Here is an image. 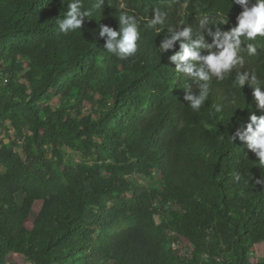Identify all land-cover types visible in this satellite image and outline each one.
Masks as SVG:
<instances>
[{
	"label": "trees",
	"instance_id": "trees-1",
	"mask_svg": "<svg viewBox=\"0 0 264 264\" xmlns=\"http://www.w3.org/2000/svg\"><path fill=\"white\" fill-rule=\"evenodd\" d=\"M70 2L0 0V127L12 133L0 141V264H264L255 253L264 245V184L255 183L264 168L231 140L264 109L247 82L234 86V71L211 82L194 112L184 96L196 82L169 59L178 43L158 48L180 21L196 32L199 19L219 13L228 30L240 6L105 0L99 9L83 0L92 17L64 35L58 21ZM154 11L165 18L159 35L145 26ZM121 12L139 21L134 62L99 36L102 24L119 28ZM253 43L244 68L264 79V38Z\"/></svg>",
	"mask_w": 264,
	"mask_h": 264
},
{
	"label": "clouds",
	"instance_id": "clouds-1",
	"mask_svg": "<svg viewBox=\"0 0 264 264\" xmlns=\"http://www.w3.org/2000/svg\"><path fill=\"white\" fill-rule=\"evenodd\" d=\"M242 9L236 16L235 26L223 30L221 25L228 24V18L219 13L216 16H204L199 19L198 31L183 21L167 28L168 34L159 43V54L173 50L177 43L179 50L174 51L169 59L175 63V70L183 73L196 82L198 91L188 92L184 99L194 112H200L209 99L210 84L213 80L222 82L235 71V85L238 88L247 82L253 88V96L258 107L264 109V79L255 70L244 68V53L257 55L254 41L264 38V0H232ZM105 0H96V8L103 9ZM91 18L92 12L83 6V0H71L63 19L58 21L59 33L81 30L85 18ZM157 25L161 26L157 28ZM164 16L154 11L146 21V28L154 29L157 35L163 31ZM183 26V27H181ZM99 36L105 38L104 48L121 60H132L138 52V41L141 36L139 21L134 14L121 12L119 28L100 25ZM211 37V42L206 39ZM206 50L207 54H201ZM232 103H236L233 95ZM239 108V107H237ZM215 113L222 111V105L214 106ZM238 138L245 142L247 148L258 158L257 166L264 168V115L252 114L243 130L237 129L231 140ZM239 179V177H237ZM256 184H264V177L255 180Z\"/></svg>",
	"mask_w": 264,
	"mask_h": 264
},
{
	"label": "rangeland",
	"instance_id": "rangeland-1",
	"mask_svg": "<svg viewBox=\"0 0 264 264\" xmlns=\"http://www.w3.org/2000/svg\"><path fill=\"white\" fill-rule=\"evenodd\" d=\"M57 103V102H56ZM91 111V108L89 105H87L86 107V112H90ZM11 130H9L6 126H2L0 127V141L1 140H4L6 143H8L10 141V136H11ZM18 150L20 152H22L21 148H18ZM69 152L72 154V156H74L75 158H79V155L72 151V150H69ZM23 157L25 158L24 154H23ZM135 179L138 181V182H141L145 185H152L154 183H158L159 181V177H155L154 180H149L143 176H136ZM42 204L43 202L42 201H38L36 202L35 206H34V214L32 216V220L36 217V215L39 213V211L41 210L42 208ZM255 253H256V256L257 257H264V245L261 244V245H257L256 247V250H255ZM16 259L19 261V262H24V258L21 257V256H16Z\"/></svg>",
	"mask_w": 264,
	"mask_h": 264
}]
</instances>
